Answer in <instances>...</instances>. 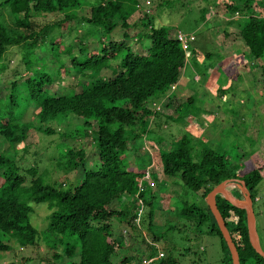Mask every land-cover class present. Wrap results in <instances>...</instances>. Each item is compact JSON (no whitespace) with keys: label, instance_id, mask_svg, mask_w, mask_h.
<instances>
[{"label":"trees","instance_id":"obj_1","mask_svg":"<svg viewBox=\"0 0 264 264\" xmlns=\"http://www.w3.org/2000/svg\"><path fill=\"white\" fill-rule=\"evenodd\" d=\"M82 1L0 2L1 8L7 7L13 18V26H5L0 11V76L12 62V51L17 50L19 55L18 65L11 75L13 80L8 86H0V138L7 146L6 151L0 153V253L11 249L1 236H7L21 248L38 245L40 235L32 226L30 216L33 206L46 205L50 214L44 241L52 255L50 264H138L142 258L117 256L125 247L124 235L112 238L113 218L134 227V210L129 205L118 207L116 204L122 197L134 195L139 190L137 182L144 176L140 172H132L122 155L132 142L150 133L146 122L158 117L155 102L179 85L183 71L188 68V58L199 57V52L191 47L190 41L189 55L186 54L177 35L171 37L167 27H154L153 20L147 15L140 20L144 31L137 33L135 38L147 39L149 46L143 52H133L126 44L127 33L122 41H111L108 37L118 25L130 29L127 20L136 11L137 0H97L88 15L78 19L71 10L78 8ZM213 6L218 7V4L213 3ZM224 8L228 18L238 12L244 16L245 21L241 25L237 26L234 20L227 24L237 26V38L245 47L244 56L251 62H261L264 59V5L255 0H227ZM20 14L22 18L15 17ZM205 14L206 9L202 8L198 18L201 22L205 21ZM40 15H62V19L41 25L35 21ZM73 21L88 26L81 38H75L77 55L73 46L66 45L60 38L63 30L68 29L69 34L74 28L77 30V27L68 28ZM101 38L103 41L98 46L85 43L93 42L89 39L100 41ZM10 50L11 58L4 59ZM39 50L45 51L43 57L37 55ZM65 58L69 62L68 67L64 65ZM202 58L209 61L212 56L208 53ZM114 62L118 64L109 77L80 83L79 91L57 94L49 89L60 82L59 77H53L54 74L74 80L80 77L90 79L91 75L98 76ZM20 66L24 67V72L17 69ZM257 67L262 75L264 94V66ZM192 102L191 98L187 99L188 105ZM31 110L33 119L24 122ZM69 116L82 121L79 129L75 128L68 134L54 129L55 122ZM32 132L43 136L57 134L59 139L89 138L97 151L95 168L86 167L85 148L73 150L60 141L56 149L61 147L63 150L51 158L55 159L54 165L59 171L81 170L82 177L75 186L63 189L58 182L47 181L37 165L22 167L17 153L19 149L27 153ZM195 148L192 138L183 135L169 150H161L162 175L168 181H179L188 190L202 192L200 196L204 205L185 204L176 210L177 216L195 224V228L207 223V233L218 236L221 241V263L232 264L226 244L204 200L217 185L240 180L250 193L254 209L257 186L264 177V161L257 162L252 171L242 173L244 162L232 164L225 153L211 148L200 147L199 159L195 161ZM155 176L152 173L156 181L158 177ZM136 195L148 208V226L151 227L155 197L145 189ZM238 198L242 199V194ZM216 204L236 247L239 264H264V259L250 243L245 211L220 196H216ZM76 256L78 259L74 261ZM116 257L119 261L114 262ZM30 260L23 259L20 264ZM157 264L178 263L167 256L159 259Z\"/></svg>","mask_w":264,"mask_h":264},{"label":"rangeland","instance_id":"obj_2","mask_svg":"<svg viewBox=\"0 0 264 264\" xmlns=\"http://www.w3.org/2000/svg\"><path fill=\"white\" fill-rule=\"evenodd\" d=\"M96 2L97 0H84L78 8L71 11L79 19L81 16H87L90 7ZM137 2L136 11L127 20L130 29L126 30L118 25L111 35L107 36L111 38V41H122L124 34L127 33L129 36L126 38V44L133 52L147 49L149 46L147 39L135 38L137 33L144 31L140 20L147 15L153 20L154 27L169 28L171 37L181 35L193 38L189 44L198 50L200 58L198 57L199 59L195 63H191L192 68L189 67L185 72L183 71L184 75L182 74L180 77V81L183 79L182 84L155 102L154 109L158 112V117L150 118L146 122L150 133L143 135L134 143L132 142L122 155L123 161L132 172L144 174L143 178L137 182L138 189L150 191L155 200L152 206L154 215L151 227L148 226V208L142 204L140 198L137 199L136 193L139 190L132 196L122 197L116 204L118 207L129 205L130 209L134 210L135 216L133 228L122 224L123 222L119 219L111 220L112 238H117L121 234L125 237V247L117 253V256L120 258V255L126 257L132 255L142 258V260H152L150 264H157L158 260L155 258L158 253H163L164 259L171 256L178 264H222L220 261L222 256L221 241L218 236L207 233V223L195 228V224L179 218L176 213V210L184 207L185 204L204 205L200 196L202 192H193L184 188L177 180L168 181L164 178L160 168L159 154L161 150H169L183 135H189L193 145L196 146L193 158L195 161L199 159L200 150L205 147L218 153H225L232 164L244 162L241 166L242 173L252 171L257 162L264 161V94L261 86L262 75L257 67V65L264 66V59H261V62H251L244 56V44L237 38V26L245 21L244 16L238 12L232 18H228V15L224 14V4L227 3V0H137ZM255 2L264 5V0H255ZM213 3L214 5L218 4V7L213 6ZM1 7V19L5 26L10 28L13 26V18L7 7ZM202 8L206 9L204 22L198 19ZM15 17L22 18V14ZM60 19H62V15H40L36 17L35 21L41 25H48ZM232 20L237 26H228L227 23ZM69 27H77V30L74 28L70 34L68 29L63 30L60 38L66 45H72L74 53L77 55L78 42L75 41V38H81L88 26L84 23L78 25L77 21H73L68 24ZM89 40L93 42L86 41L85 43L90 46H98L103 38L100 41L99 39ZM228 43H233V47L239 52L237 57L232 56L229 61H224L226 58L224 48ZM189 44L186 49L182 48L186 54ZM11 51L3 58L10 59ZM12 52L14 55L11 58L12 62L0 76V86L10 84L11 75L18 65L16 62L19 59L17 50L14 49ZM208 53L212 56L209 61L202 58ZM37 55L43 57L45 51L39 50ZM63 62L65 66H69L66 58ZM117 64L118 62L111 63L108 69L102 70L98 76L91 75L90 79L80 77L78 80H74L71 77L63 78L62 75L54 74L53 77H59L60 82L53 84L49 89L57 94L68 93L70 90L79 91L80 83L86 84L89 81H95L98 77H109L111 70ZM209 64L212 66L209 67ZM17 69L24 72L23 66ZM188 98L193 100L190 105L187 103ZM254 111H256V116H252ZM32 113H34L33 110L26 114L24 122L33 119ZM216 113L221 114V117L216 116ZM223 116L227 120L225 125L234 126L227 128L220 126ZM166 117H169V120ZM81 123L82 121L76 117L69 116L65 120L61 119L55 122L54 129L60 133L68 134L75 128L79 129ZM212 131L215 132L212 133ZM59 141L73 150H78L80 147L85 148L86 167L95 168L97 151L90 143L89 138L59 139L57 134L43 136L32 132L28 139L27 153L19 149L17 158L22 167L26 168L29 164L37 165L38 170L44 174L47 181L58 182L63 189H66L75 186L80 181L82 172L78 169L65 173L59 171L54 165L56 161L51 157L55 156L59 150H63L61 147L56 149ZM6 147L5 142L0 138V153L5 152ZM262 163L264 164V162ZM152 173L156 174L158 180L153 179ZM240 194L237 190L233 191L231 196L238 198ZM255 200L256 230L260 249L264 252V177L257 186ZM33 208L30 222L40 235L38 245L35 248H21L12 239L1 236V239L8 243L11 249L7 253H0V264H20L23 259H31L26 264L51 263L52 255L45 244L47 217L50 210L46 205H37ZM72 240L74 241L75 237ZM152 253L156 256H151ZM73 259L75 261L78 257ZM113 261L117 262L119 259L116 257Z\"/></svg>","mask_w":264,"mask_h":264},{"label":"water","instance_id":"obj_3","mask_svg":"<svg viewBox=\"0 0 264 264\" xmlns=\"http://www.w3.org/2000/svg\"><path fill=\"white\" fill-rule=\"evenodd\" d=\"M234 183L239 189L242 194V199H234L226 192V186L228 184ZM216 196L222 197L225 201L230 203L233 206H236L240 209H243L246 214V224H247V231L250 243L254 251L264 259V252L260 249V241L259 236L256 230V222H255V215L253 209V203L250 196L249 191L247 190L243 181L240 180H230L225 181L216 187H214L206 196L205 203L208 207L211 215L213 216L217 228L219 229L223 241L226 244V247L229 251V255L231 258L232 264H239V257L236 250V247L232 241L230 233L226 227V224L217 208L216 204Z\"/></svg>","mask_w":264,"mask_h":264},{"label":"crops","instance_id":"obj_4","mask_svg":"<svg viewBox=\"0 0 264 264\" xmlns=\"http://www.w3.org/2000/svg\"><path fill=\"white\" fill-rule=\"evenodd\" d=\"M224 36H226V34L224 33ZM241 41V40H240ZM241 43H242V41H241ZM225 49V56H226V58L224 59V61H229L230 60V58H232V56L234 57H237L238 56V49H236V48H234L233 47V43H228L227 44V46L224 48ZM243 52H245V49L243 50ZM199 58L198 57H195L194 56V58L193 59H190V58H188V63H187V67L189 68V67H191V63H195V61L196 60H198ZM233 59H236V58H233ZM232 59V60H233ZM192 68V67H191ZM187 69H185V71H186ZM183 80V79H182ZM182 80L180 81L179 80V85L180 84H182ZM177 87H178V85H177ZM216 116H220L221 117V114L220 115H218L217 113L215 114ZM252 116H256V111H254V113H253V115ZM263 116H264V113H263ZM263 118V117H262ZM249 119V118H248ZM225 121L227 122V120H225V118H224V116H223V118H221V123H222V125H221V123H220V126H226V128L227 127H229V126H234V125H225ZM247 122H248V120H246ZM232 123H234V122H232ZM213 132H215V131H212V133ZM224 133V132H223ZM214 136V135H213ZM228 186H230V187H228ZM236 188H238L234 183H231V184H228L227 186H226V192L231 196V193L233 192V191H239L240 192V189L238 188V189H236ZM241 193V192H240ZM232 197H233V195H232ZM234 198V197H233ZM234 199H240V198H234Z\"/></svg>","mask_w":264,"mask_h":264},{"label":"built area","instance_id":"obj_5","mask_svg":"<svg viewBox=\"0 0 264 264\" xmlns=\"http://www.w3.org/2000/svg\"><path fill=\"white\" fill-rule=\"evenodd\" d=\"M178 39L180 40L183 49H186L189 41H192L193 40V38H188L186 36L182 37L181 35L178 36ZM163 257H164V254L163 253H158V255H157V257L155 259L159 260V259H161ZM151 261L152 260L144 259V260H142L140 262V264H150Z\"/></svg>","mask_w":264,"mask_h":264}]
</instances>
